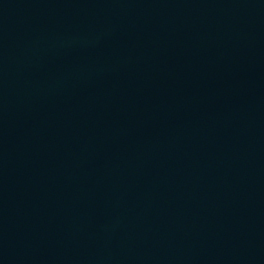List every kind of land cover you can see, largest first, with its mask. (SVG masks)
Returning <instances> with one entry per match:
<instances>
[{"label": "water", "instance_id": "1", "mask_svg": "<svg viewBox=\"0 0 264 264\" xmlns=\"http://www.w3.org/2000/svg\"><path fill=\"white\" fill-rule=\"evenodd\" d=\"M0 264H264V0H0Z\"/></svg>", "mask_w": 264, "mask_h": 264}]
</instances>
